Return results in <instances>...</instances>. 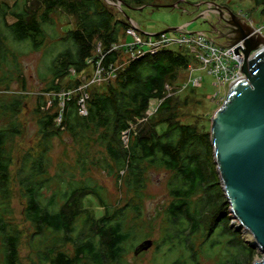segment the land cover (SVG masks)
I'll use <instances>...</instances> for the list:
<instances>
[{
    "label": "trees",
    "instance_id": "16d2710c",
    "mask_svg": "<svg viewBox=\"0 0 264 264\" xmlns=\"http://www.w3.org/2000/svg\"><path fill=\"white\" fill-rule=\"evenodd\" d=\"M33 1L38 2L35 10L30 0L11 4L0 0V84L25 82L19 59L41 52L36 76L52 111L41 112L47 101L36 98L32 109L36 150L18 152L11 174L23 102L16 96L0 99V264H134L125 254L129 249L133 254L150 236L152 230L143 231L155 220L141 217L147 171L152 168L169 173L168 201L156 211L160 221L151 240L153 264H250L253 247L241 238L240 226L230 223L233 216L215 170L211 135L174 120L169 98L162 97L179 70H187L190 58L171 49L145 52L132 58L112 83L107 82L104 92H98L81 85L79 75L97 64L107 71L116 63L119 52L112 46L119 32L125 36L130 28L128 20L115 19L104 0ZM116 1L145 7L153 3ZM251 2L262 7L259 15L264 18V0ZM60 12L74 17V29L60 31ZM94 41L99 44L95 54ZM66 77L70 80L63 86L60 81ZM151 100H160L155 110L168 114L166 128L158 132L150 126L131 134L128 123L141 117ZM81 107L85 115L79 113ZM122 131L128 133L126 143ZM62 134L74 156L68 163L58 160L52 171L50 151ZM93 170L124 187L129 196L122 204L120 199H106ZM11 181L23 200L21 215L32 228L26 262L18 257L21 236L11 221ZM83 192L92 193L103 207L99 218H90L86 210L76 211L71 203Z\"/></svg>",
    "mask_w": 264,
    "mask_h": 264
},
{
    "label": "rangeland",
    "instance_id": "374dc122",
    "mask_svg": "<svg viewBox=\"0 0 264 264\" xmlns=\"http://www.w3.org/2000/svg\"><path fill=\"white\" fill-rule=\"evenodd\" d=\"M2 1L11 4L14 0ZM103 2L109 7L115 19L124 20L125 18L128 20L132 31L131 34L133 35L125 34V36H122L123 33L119 32V39L115 44V46L119 48L115 50L119 52L117 53V61L113 66L109 67L107 71L101 70L97 64L96 67H88L80 73L79 81L81 85L85 87L89 85L88 88L92 87L98 92H104L107 87L106 83H112V79L115 78L116 74L122 71L129 63L131 60L129 59L130 52L126 51L123 46L125 44H132L135 37L139 41L138 49L147 52L148 47L144 45L146 43L145 40L150 38L154 40L155 36H158L162 32L167 39L176 40L181 35L178 28L182 26L187 36L201 33L217 45H225V41L220 38L222 32H224L220 29H223L225 23L222 25L219 24L221 27L219 29L216 24L218 21L222 22V19L215 13L208 11L213 4L229 9L232 14L240 11L238 17H247L248 20L245 19L243 21L251 25L253 29L255 28L254 32L260 34V36L264 38V18L259 15V10L262 9V7H255L251 0H180L177 2H173L172 0H153L150 7L137 6L130 3L122 5L116 0H104ZM30 5L32 10H35L38 7V2L30 0ZM220 11L225 14L227 10L224 11V9L220 8ZM57 22L60 31H71L76 27L74 17L65 12H60V15L57 16ZM167 29L174 30L165 32L164 30ZM257 29L259 31H257ZM224 30L226 31V29ZM189 43L191 47L195 49L194 44L192 42ZM93 44V47H95V54L96 51H99V44L96 41H94ZM170 47L171 50L187 55L190 58V64L187 70H179L176 80L169 83V87L166 86V90L163 92L162 97L164 99L169 98L170 103H168V106L171 112L177 116L174 120L178 121V123L194 125L198 131H209V119L226 100L229 85L226 84V82L216 81V76L210 73L207 68L203 69L204 66L200 64L195 58L194 53L191 52V47L190 49L187 47L177 48L178 46L175 43L170 45ZM260 48L263 47L261 46ZM257 50L250 52V54L254 55ZM40 56L41 52H34L21 56L19 59L25 82L21 84L20 80H13L9 82L7 86H2L0 84V99L8 100L10 97L16 96L20 97V101L23 102V107L18 113L21 133L18 134L13 141L14 160L10 166L11 174L16 167L15 161L17 160L18 152H23V150H36L38 138L37 128L34 125L36 116H34L32 112V109L36 106V98L43 96L45 101H47L46 107L43 108L41 112H52L50 111L51 101L46 94H42L43 85L36 76V69H38L40 65ZM76 78L77 77H73V79ZM69 80V77H66L60 81V84L64 86ZM160 102V100H151L141 117L134 118L132 122L128 123L130 127L127 131L129 130L131 134H135L137 131H144L150 126L154 127L158 132L165 129L166 123L164 120L168 114L158 113L155 110ZM58 121L60 120L56 122ZM127 131H122L121 133V138L124 143L128 140ZM61 140L54 139L50 151L52 156V171L55 169L53 165L58 160L68 163L74 156V153L70 150L71 144L69 140L66 139V135L62 134ZM91 173L94 178L102 183V187H104L107 192V196H105L107 200L114 201L120 199L119 203L122 204V201L129 196L123 186L120 184L115 185L113 177L105 175L101 170H93ZM147 177L148 181L145 185L146 195L142 197L143 207L141 210L142 216H140L143 220L148 216L155 217V220L151 221L148 225L150 229H145L143 231L148 232L152 230V233L147 239L153 241L157 234V224L160 221V217L157 216L156 212L157 208L166 203V200L168 201L165 182L168 180L169 173L162 169L155 168L154 170V168H152L148 169ZM11 190L13 194L10 205L13 208L11 221L15 224L16 229L19 230L21 236L17 246V253L18 257L26 262L27 255L30 251L29 246H27V238L32 228L30 226L31 224L25 221L21 215L23 200L16 192V184L13 181H11ZM94 197L92 193H79L71 203L75 205L76 211L86 210L90 218H99V216L103 214V207L98 204ZM230 223H233L235 226H240L241 238H243L248 246L251 245L253 247V259L261 258V252L256 248L253 238H248L250 235L247 234L245 229L239 225L234 218L230 220ZM153 247V244H151L144 251L139 249L135 255H133L129 249L125 254L126 258L130 262H134V264H153ZM70 250L71 246L68 245L66 251L69 252ZM253 259H251V262Z\"/></svg>",
    "mask_w": 264,
    "mask_h": 264
},
{
    "label": "water",
    "instance_id": "95a60500",
    "mask_svg": "<svg viewBox=\"0 0 264 264\" xmlns=\"http://www.w3.org/2000/svg\"><path fill=\"white\" fill-rule=\"evenodd\" d=\"M208 11L222 19L217 24L225 23L220 38L226 47L242 42L232 55H243V76L229 84L226 100L209 119L212 158L228 211L261 252L250 264H264V38L225 7L213 4ZM151 244L144 239L133 254Z\"/></svg>",
    "mask_w": 264,
    "mask_h": 264
},
{
    "label": "built area",
    "instance_id": "2783aa9c",
    "mask_svg": "<svg viewBox=\"0 0 264 264\" xmlns=\"http://www.w3.org/2000/svg\"><path fill=\"white\" fill-rule=\"evenodd\" d=\"M238 14H240V11H237L236 13L234 12L233 15L238 17ZM239 18H241V16ZM245 19L248 20L247 17L241 18L242 21ZM244 23L246 22L244 21ZM249 26L252 28L251 25ZM178 29L181 35L176 40L167 39L163 32L160 33L158 36H155L154 40H152L151 38L145 40L146 43L144 45L148 47L147 52L152 53L160 49H170V45H172L173 43L177 44V48L187 47L190 49L191 44L189 42H192L194 44L195 49L191 47V52L194 53L195 58L200 62V64L204 66L203 69L207 68L210 73L216 76V81L226 82V84L229 85L234 82V80H236L237 78L243 76L240 68L241 63L243 61V55L238 50L236 53L237 56H234L232 55L231 50L242 42H239L238 44L232 47H226L225 45H217L213 41H210L208 38H206L204 34L195 33L187 36L182 26ZM258 29L257 31L260 30ZM124 33L127 35H133L131 34V28H127ZM138 44L139 41L135 37L132 44H125L124 46L121 45L124 47V49H126V51L130 52L129 59L135 57L137 58L141 54L145 53L142 49H138ZM117 49H119L118 46H112V50ZM79 103L82 104L83 100L80 99ZM79 113L85 115L83 107H81Z\"/></svg>",
    "mask_w": 264,
    "mask_h": 264
},
{
    "label": "flooded vegetation",
    "instance_id": "af4514ba",
    "mask_svg": "<svg viewBox=\"0 0 264 264\" xmlns=\"http://www.w3.org/2000/svg\"><path fill=\"white\" fill-rule=\"evenodd\" d=\"M216 25L218 26L219 29L221 28L219 24H216ZM221 25H222V23H221ZM221 30H223V29L221 28Z\"/></svg>",
    "mask_w": 264,
    "mask_h": 264
},
{
    "label": "bare ground",
    "instance_id": "6f19581e",
    "mask_svg": "<svg viewBox=\"0 0 264 264\" xmlns=\"http://www.w3.org/2000/svg\"><path fill=\"white\" fill-rule=\"evenodd\" d=\"M248 236V235H247ZM250 236H248V238H249Z\"/></svg>",
    "mask_w": 264,
    "mask_h": 264
}]
</instances>
